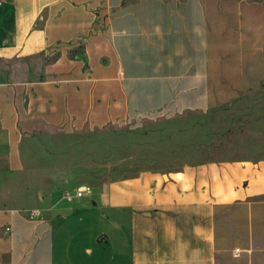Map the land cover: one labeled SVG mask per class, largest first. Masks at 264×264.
Instances as JSON below:
<instances>
[{
  "label": "crops",
  "instance_id": "0c3cea01",
  "mask_svg": "<svg viewBox=\"0 0 264 264\" xmlns=\"http://www.w3.org/2000/svg\"><path fill=\"white\" fill-rule=\"evenodd\" d=\"M0 264H264V0H2Z\"/></svg>",
  "mask_w": 264,
  "mask_h": 264
},
{
  "label": "rangeland",
  "instance_id": "374dc122",
  "mask_svg": "<svg viewBox=\"0 0 264 264\" xmlns=\"http://www.w3.org/2000/svg\"><path fill=\"white\" fill-rule=\"evenodd\" d=\"M58 140V139H57ZM59 141V140H58ZM71 143H80L79 147L73 149V151H54L52 152V156H50L51 164H56L59 161L67 160L69 161L71 157H78L83 161L88 160L89 162L96 161L99 164L104 162L105 157V145L106 143L110 142L113 145V159L114 161H120L122 157L126 156L122 155L121 145L122 142L126 144V138L122 137V131L116 128H109L106 131H96V132H82L78 135L77 138H73L68 140ZM127 146V144H126ZM89 184V183H88ZM94 196H95V190ZM62 193L60 192L58 195L62 198ZM72 194V191L70 190ZM95 200L94 198H92Z\"/></svg>",
  "mask_w": 264,
  "mask_h": 264
},
{
  "label": "built area",
  "instance_id": "2783aa9c",
  "mask_svg": "<svg viewBox=\"0 0 264 264\" xmlns=\"http://www.w3.org/2000/svg\"><path fill=\"white\" fill-rule=\"evenodd\" d=\"M2 4V0H0V5ZM72 194L70 193V190H66L62 193V199L67 202H73L75 199H81L84 197H90L93 192V187L89 184H81L73 189H71ZM35 212H31V216L34 215ZM239 250L236 249L235 253H238Z\"/></svg>",
  "mask_w": 264,
  "mask_h": 264
},
{
  "label": "trees",
  "instance_id": "16d2710c",
  "mask_svg": "<svg viewBox=\"0 0 264 264\" xmlns=\"http://www.w3.org/2000/svg\"><path fill=\"white\" fill-rule=\"evenodd\" d=\"M113 146V145H112ZM113 152V151H112Z\"/></svg>",
  "mask_w": 264,
  "mask_h": 264
}]
</instances>
